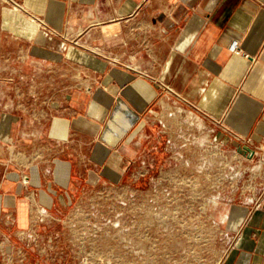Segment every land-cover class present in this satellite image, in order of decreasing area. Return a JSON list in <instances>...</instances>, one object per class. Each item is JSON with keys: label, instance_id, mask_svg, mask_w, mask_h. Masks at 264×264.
<instances>
[{"label": "crops", "instance_id": "1", "mask_svg": "<svg viewBox=\"0 0 264 264\" xmlns=\"http://www.w3.org/2000/svg\"><path fill=\"white\" fill-rule=\"evenodd\" d=\"M11 1L52 43L48 59H69L83 79L52 125L65 157L0 161V264H51L39 219L79 184L146 159L177 135L178 115L241 164H264V0ZM228 264H264V204Z\"/></svg>", "mask_w": 264, "mask_h": 264}, {"label": "rangeland", "instance_id": "2", "mask_svg": "<svg viewBox=\"0 0 264 264\" xmlns=\"http://www.w3.org/2000/svg\"><path fill=\"white\" fill-rule=\"evenodd\" d=\"M40 31L14 2L0 0V161L66 156L52 125L83 75L69 59H48L53 45ZM186 119L178 115L177 135L145 150L141 163L131 159L109 180L79 184L39 219L51 264H228L246 219L261 207L264 164H241Z\"/></svg>", "mask_w": 264, "mask_h": 264}, {"label": "water", "instance_id": "3", "mask_svg": "<svg viewBox=\"0 0 264 264\" xmlns=\"http://www.w3.org/2000/svg\"><path fill=\"white\" fill-rule=\"evenodd\" d=\"M241 152L249 156V158H253L255 156V151L248 146L242 147Z\"/></svg>", "mask_w": 264, "mask_h": 264}, {"label": "built area", "instance_id": "4", "mask_svg": "<svg viewBox=\"0 0 264 264\" xmlns=\"http://www.w3.org/2000/svg\"><path fill=\"white\" fill-rule=\"evenodd\" d=\"M233 48H234V52L236 54H238V55L241 54V49H240L239 45H234ZM259 199H260V206H261L262 204H264V192L261 194V197Z\"/></svg>", "mask_w": 264, "mask_h": 264}, {"label": "bare ground", "instance_id": "5", "mask_svg": "<svg viewBox=\"0 0 264 264\" xmlns=\"http://www.w3.org/2000/svg\"><path fill=\"white\" fill-rule=\"evenodd\" d=\"M43 36V35H42Z\"/></svg>", "mask_w": 264, "mask_h": 264}]
</instances>
